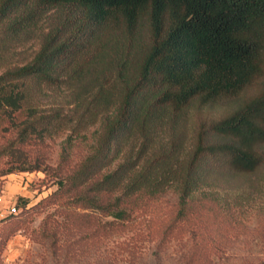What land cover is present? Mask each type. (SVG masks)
<instances>
[{
  "label": "trees",
  "instance_id": "obj_1",
  "mask_svg": "<svg viewBox=\"0 0 264 264\" xmlns=\"http://www.w3.org/2000/svg\"><path fill=\"white\" fill-rule=\"evenodd\" d=\"M226 101L180 137L185 108ZM1 119L20 142L97 130L40 202L68 196L110 226L131 217L128 199L169 190L178 217L200 200L244 207L264 188V0H0ZM15 165L2 174L39 167ZM27 204L0 217V259Z\"/></svg>",
  "mask_w": 264,
  "mask_h": 264
},
{
  "label": "rangeland",
  "instance_id": "obj_2",
  "mask_svg": "<svg viewBox=\"0 0 264 264\" xmlns=\"http://www.w3.org/2000/svg\"><path fill=\"white\" fill-rule=\"evenodd\" d=\"M232 106V101L193 103L175 129L188 141L200 125ZM15 125L0 120V194L7 187L10 205L23 199L28 204L11 219L7 264H250L264 257V188L244 207L225 211L216 201L200 200L182 217L173 190L155 197L141 195L126 201L131 217L110 226V217L66 203L68 196L40 202L57 188L51 175L60 167L70 170L90 152L97 130L91 128L70 144L64 135L20 142ZM23 161L39 167L2 174Z\"/></svg>",
  "mask_w": 264,
  "mask_h": 264
},
{
  "label": "crops",
  "instance_id": "obj_3",
  "mask_svg": "<svg viewBox=\"0 0 264 264\" xmlns=\"http://www.w3.org/2000/svg\"><path fill=\"white\" fill-rule=\"evenodd\" d=\"M8 182V181H5ZM7 186V184L5 185ZM10 191L7 190V187L5 190H2V201L0 202V207H8L10 205V195H9ZM12 246V238H9L6 242L5 248L3 249V252L1 254L2 259H3V264H7L8 260L6 258V253L8 252V250L11 249Z\"/></svg>",
  "mask_w": 264,
  "mask_h": 264
},
{
  "label": "built area",
  "instance_id": "obj_4",
  "mask_svg": "<svg viewBox=\"0 0 264 264\" xmlns=\"http://www.w3.org/2000/svg\"><path fill=\"white\" fill-rule=\"evenodd\" d=\"M2 201V195L0 194V202ZM9 212H16L15 205H9L8 207H0V217L6 215Z\"/></svg>",
  "mask_w": 264,
  "mask_h": 264
}]
</instances>
